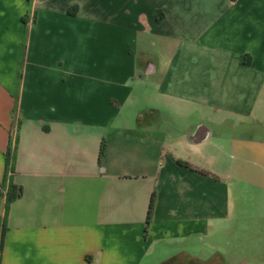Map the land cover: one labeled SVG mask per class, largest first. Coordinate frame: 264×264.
Masks as SVG:
<instances>
[{
    "label": "crops",
    "instance_id": "1",
    "mask_svg": "<svg viewBox=\"0 0 264 264\" xmlns=\"http://www.w3.org/2000/svg\"><path fill=\"white\" fill-rule=\"evenodd\" d=\"M223 154L264 170V0H0V264H234Z\"/></svg>",
    "mask_w": 264,
    "mask_h": 264
},
{
    "label": "rangeland",
    "instance_id": "2",
    "mask_svg": "<svg viewBox=\"0 0 264 264\" xmlns=\"http://www.w3.org/2000/svg\"><path fill=\"white\" fill-rule=\"evenodd\" d=\"M260 135L256 134V138H261ZM219 141L226 151H230L229 138H221ZM223 159L228 162L216 171L224 176L228 174L232 198L236 202V215L233 219L236 233L232 237L225 235L222 241L229 244L223 246V249L234 264H259L264 258H258L254 250L264 248V170L259 167L262 161L256 156L250 164L237 162L230 167V157L223 154Z\"/></svg>",
    "mask_w": 264,
    "mask_h": 264
},
{
    "label": "trees",
    "instance_id": "3",
    "mask_svg": "<svg viewBox=\"0 0 264 264\" xmlns=\"http://www.w3.org/2000/svg\"><path fill=\"white\" fill-rule=\"evenodd\" d=\"M161 12V16L156 15V19L160 20L161 18L164 17V12ZM106 152V141L105 139H103L102 143H101V147H100V153H99V157L100 159L104 156ZM9 155H8V160H9ZM7 160V162H8ZM22 193V189L18 188L17 186L10 184L9 185V189H8V203H10L12 200L16 199L18 196H20ZM155 193L152 194L151 196V200H150V204H149V210H148V222L152 216L153 213V209H154V205H155Z\"/></svg>",
    "mask_w": 264,
    "mask_h": 264
},
{
    "label": "built area",
    "instance_id": "4",
    "mask_svg": "<svg viewBox=\"0 0 264 264\" xmlns=\"http://www.w3.org/2000/svg\"><path fill=\"white\" fill-rule=\"evenodd\" d=\"M12 136H14V137H15V132H13V133H12Z\"/></svg>",
    "mask_w": 264,
    "mask_h": 264
}]
</instances>
